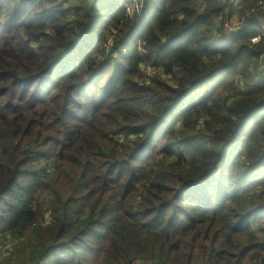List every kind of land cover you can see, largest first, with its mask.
Masks as SVG:
<instances>
[{"label": "trees", "instance_id": "16d2710c", "mask_svg": "<svg viewBox=\"0 0 264 264\" xmlns=\"http://www.w3.org/2000/svg\"><path fill=\"white\" fill-rule=\"evenodd\" d=\"M131 1L0 0V236L32 232L28 264H264L258 23L219 45L229 0Z\"/></svg>", "mask_w": 264, "mask_h": 264}, {"label": "rangeland", "instance_id": "374dc122", "mask_svg": "<svg viewBox=\"0 0 264 264\" xmlns=\"http://www.w3.org/2000/svg\"><path fill=\"white\" fill-rule=\"evenodd\" d=\"M142 0H132L131 4L126 5L127 16L132 18L134 15H137L142 10L141 2ZM220 4H225L227 0H217ZM241 2V0H239ZM21 0H18L20 3ZM232 4L227 9L228 16L222 17L221 19L217 18L214 21V27L210 30L212 35H216L220 30V25L224 22L223 29L224 34L222 32V37L218 36L219 45L225 44L226 39L231 38L233 35L240 32L242 29H247L249 26H252V22H257L258 27H256V31L260 30V34L264 36V0H257L251 4L246 6H242V4ZM227 4V3H226ZM226 12V14H227ZM225 14V15H226ZM227 22V23H226ZM251 24V25H250ZM253 28V27H252ZM211 35V36H212ZM213 37V36H212ZM214 39V38H213ZM259 67L257 68V74L254 78L249 80H242L241 77L236 79V86L239 90H243L249 86H254L264 77V60L258 61ZM142 76L146 79L157 77L162 82L168 85H174V80H172L169 76L158 72L157 70H153L148 66H144L142 69ZM222 77H218L216 81H221ZM211 86V85H210ZM205 87L200 88V92L205 91ZM231 88L230 86H226ZM222 89L218 91L217 94L221 93ZM228 90L221 94L219 97L222 100L225 96H228ZM197 98V95H194L192 99ZM49 215L44 213L43 222L45 224L49 223ZM29 238H32V232H28V234L23 238H12V237H2L0 236V264H28L30 263L29 259L27 260V251H25L26 241Z\"/></svg>", "mask_w": 264, "mask_h": 264}, {"label": "built area", "instance_id": "2783aa9c", "mask_svg": "<svg viewBox=\"0 0 264 264\" xmlns=\"http://www.w3.org/2000/svg\"><path fill=\"white\" fill-rule=\"evenodd\" d=\"M239 0H229V3H230V5H234L235 6V4H239ZM227 23V22H226ZM225 25V24H224Z\"/></svg>", "mask_w": 264, "mask_h": 264}]
</instances>
